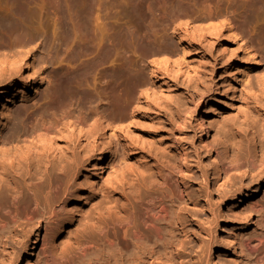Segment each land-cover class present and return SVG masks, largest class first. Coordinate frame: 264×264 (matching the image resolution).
<instances>
[{"label":"bare ground","instance_id":"6f19581e","mask_svg":"<svg viewBox=\"0 0 264 264\" xmlns=\"http://www.w3.org/2000/svg\"><path fill=\"white\" fill-rule=\"evenodd\" d=\"M92 1L11 0L13 16L19 19L25 16V8L41 12L46 5L55 9L58 18L53 21L51 40L45 37L42 41L34 36L18 37L16 43L20 48L15 52L13 51L15 48L10 44V46L0 45V118L6 120L4 124L9 121L10 110L15 104L33 101L34 97L40 94L43 80L50 76L44 75L43 72L47 65L50 67L57 65L54 68L57 67L56 70L58 73L61 72V75L58 73L59 76L52 75L54 78L51 79L52 87L50 85V93L48 92L44 103L38 108L33 107L32 110H28L26 105L18 108V116L15 117L10 132L6 136H0V154L3 156L0 161L2 177L0 252L14 245L17 239L24 238V259L29 260L30 249L37 243L36 236H33L37 235V232L31 234L29 226L35 227L42 222L45 224L44 229L52 235L58 233L59 239V243L55 245L51 244L49 236H44L42 256L45 258V264H186L187 261L184 263L179 260L188 254L187 242L184 238L185 205L183 206L184 203L181 201V199H190L189 187L183 176L182 162L186 156L182 152L176 155L175 151L179 149L177 144L161 145L160 150L173 153L172 160L179 159L178 164L175 161L170 164L166 153L153 155L150 151L153 149L150 143L151 132L143 128L151 118L148 114L151 111L157 114L158 110L164 108L173 111L178 118L183 112L180 111L178 104L172 105L169 102L168 96L166 97L169 100L160 91V94L156 92L158 77L156 74L172 72L171 76H185L180 66L188 60L193 39H204L210 50H222L223 57L228 63L224 71V95H221V86H215L214 94L222 96L220 102L212 107V120H216L220 111L230 107L226 100L229 99L227 93L234 91L239 70L242 71L244 79L248 80L252 69L259 66L260 58L263 59L264 54L257 53L260 50L256 51L253 47L255 42L253 44L251 40L244 39L237 32L242 29V23L236 25L226 16L219 19L218 15H205L197 19L193 27L185 23L183 29L177 31L176 40L180 48V59L171 61L170 58L162 57L160 54V57H155L151 61H142L145 62L150 75L144 82H139L137 76L135 92L125 105L126 94L122 89L124 78L121 64H116L119 62L114 61L121 54L119 43H113L112 55L115 59L101 60L99 66L103 65V69L95 68L96 72L86 65L88 67L79 74L76 68H72L74 66L68 64L70 57L67 51L73 48V44L82 47L91 43L87 35V24L82 20L84 17L81 20L72 17L76 14L74 8L79 4L80 7L81 5L84 7L85 4V8L90 11L93 7ZM232 1L241 9L239 10L242 11L241 17L245 16L243 14L250 16L249 13L254 7L261 9L264 6V0ZM64 10L70 12L69 14L72 15L70 16L74 19L72 28L61 17ZM96 18L98 19L97 15ZM256 23L258 24V21ZM261 28L264 33V23ZM15 31L16 28L12 32ZM72 32L79 35L77 40L71 41ZM101 38V41H105L103 37ZM258 42L257 40L256 43L259 44ZM99 46L97 47L100 48ZM37 47L43 52L44 58L40 57L43 61H29V57L31 58L35 53L32 51ZM239 51L243 53L244 62L247 63V66L242 68H240L241 60L237 56ZM108 55L106 60L112 57ZM260 55L262 57H259ZM109 62L110 65L107 66ZM86 63L90 64V62ZM140 71H143L141 66L137 67V72ZM10 79L14 80L12 85L8 84ZM98 86L99 88H96ZM250 92L256 110L259 104H264V74L252 84ZM136 94L137 98H135ZM200 99L201 97L196 99L191 97L190 100L196 121L194 131L198 133L202 148L209 151L212 147L208 132L211 119L209 113L201 112L198 107ZM136 100L137 119L133 112L131 114L130 112L122 114L120 110L119 113L111 112L112 109L118 110L123 106L130 110ZM143 117L146 118L145 121ZM169 117L172 118L171 115L167 118ZM260 122V124L255 122L251 125L246 124L243 127L237 126L236 129H239L236 132L228 138L220 139L222 148L216 151L221 157L224 173L231 175L232 178L237 177L240 170L257 162L263 166V174L257 180L255 189L249 192L245 188L240 198H233L238 204L246 203V198L253 199L263 190L264 121L260 120ZM134 123H137V177L132 169L122 170L117 186H111L107 193L108 199L104 210L84 227L75 230L70 238L69 229L64 222L67 204L74 196L76 203L83 199L81 194L74 192L76 175L80 174L90 160H93L94 167L101 171L106 156L102 152L104 148L119 152L123 161V156L132 152V143L123 141L121 136H129L130 127L135 125ZM247 131L250 133L248 139L245 136ZM107 132H109L108 136ZM230 141H235L236 144V151L233 154L228 153ZM133 148L135 149L136 146ZM144 152L148 156L149 154L151 157L155 156L154 164L146 161ZM231 197L227 199H232ZM250 208H258L257 202H251ZM28 244L32 247L29 248ZM246 246L249 250L257 251L254 264H264V235L248 239ZM203 252L205 255L209 250ZM201 256L203 258L202 254L197 255L198 263L193 261L192 263L202 264Z\"/></svg>","mask_w":264,"mask_h":264},{"label":"rangeland","instance_id":"374dc122","mask_svg":"<svg viewBox=\"0 0 264 264\" xmlns=\"http://www.w3.org/2000/svg\"><path fill=\"white\" fill-rule=\"evenodd\" d=\"M231 1L93 0V4H91L93 7L90 8L92 12L85 8V4L84 7L83 5L80 7L79 4L77 7L80 10L77 7L74 8L76 9L75 16L64 10L61 13L63 14L61 17L68 22L70 28L73 27V18L76 19L78 17L81 20L84 17L82 20L87 24V35L91 43L82 47H80L81 45L73 44V48L67 51L70 57V63L68 64L74 66L72 68H76L79 74L88 66L90 70L96 72V69H103V65L99 66L101 60L113 61L115 59V56L112 55L114 51L113 43H119L121 54L114 61L119 62L116 64H121V73L124 78L122 89L123 93L127 95H124L126 103L135 92L137 76L139 82H144L146 79L148 80L147 77L150 75L145 62L142 61H151L155 57H160V54L162 57L170 58L171 61L180 59V48L176 40L177 31L183 29L185 23L187 26L193 27L197 19L208 14L218 15L219 19L226 16L236 25L242 23V29L237 30V32L244 39L251 40L250 42L253 44L255 42L253 47L256 51L260 50L257 53L263 55L264 33L261 27H263L264 23V6L261 9L254 7L251 10L252 13H249V15L251 14L250 16L243 14L246 17L242 16V18V11L240 12L239 10L241 9L236 6L238 4ZM11 4V0H0V45L10 44L12 48H15L13 49L15 52L17 48L18 50L20 48L16 43L19 40L18 37L34 36L40 41L44 37L47 40L52 39L53 21L58 18V14L52 6L46 5L41 12L25 8V16L19 19L13 16V5ZM79 13H81L80 16ZM88 14L90 15L86 16ZM95 18L102 24L95 21ZM257 21L259 25L256 23ZM95 22L101 25L99 26ZM254 23H256L255 27ZM15 28L16 31L12 32ZM102 30L104 31L101 32ZM101 37L105 41H101ZM70 38L71 41L77 40L79 35L72 32ZM257 40L259 44L256 43ZM103 42L105 43L103 44ZM97 44L100 45V48L97 47ZM38 48L40 49V47H37L32 51L35 53H33L31 58L29 57V61L38 62L40 57L44 58L43 52ZM190 48V53L187 56L188 60L180 66L181 70L185 72V76H171L172 72L170 74L169 72L168 74H165V72L156 74L158 75L156 92L160 94V91L164 97L168 96L170 100L168 97L166 98L172 105L178 104L179 108H181L180 111H183V114L180 113L179 116H182L178 118L173 111L161 108V110L157 111V114L154 111L148 113L151 118L147 120L148 123L146 122V129L145 126L143 127L145 131L151 132L150 143L153 149H150V151L153 155L159 156V154L166 153L170 164L174 163V161L178 164L179 159L172 160V157H174L173 153L160 150L161 145L171 146L177 144L179 149L175 151L176 155L182 152L186 156L182 162L183 176H185L189 187L190 199H181V201L184 203L183 206L185 205L183 218L186 235L184 238L187 242L186 253L188 254L179 260L184 261V263L187 261L186 264H193L192 261L198 263L199 257L197 258V255L202 254L203 258L202 256L201 258L203 260L200 259L202 264H254V256L257 251L249 250L246 246V241L264 235V184L262 193L253 199L246 198V203L238 204V201H234L233 198H240L241 192L245 188L249 192L255 189L257 180L263 174V166H260L257 162L248 168L240 170L238 176L232 178L231 175L224 173L221 157L217 155L216 151L222 148L220 139L228 138L232 133L236 132L239 129H236L237 126L243 127L254 122L255 124H260V120L264 121V104L258 105L257 112L250 92L252 84L264 74V58H260L261 63L258 67L252 69L248 80L244 79L242 71L239 70L237 74L238 82L234 86V91L227 93L229 99L226 100H228L230 107L220 111L219 117L216 120H212V107L216 106L222 99V96L214 94L215 86H221V95H224V71L228 61L223 57L222 50L208 49L206 42L202 38L193 39ZM107 55L112 56V59L106 60ZM237 56L241 60L240 68L247 66V63L244 62L243 53L239 51ZM259 57L262 56L260 55ZM42 58L40 61H43ZM86 62H90V64ZM106 65H110V62ZM140 66L143 71L137 72V67ZM47 67L43 69V72L44 75L48 74L50 76L43 80L40 94L35 96L33 101L28 100L15 104L10 110L11 116L6 125L4 124L6 120L0 118V136H6L10 132L13 122H15V117L18 116V108L26 105L28 110H32L33 107L38 108L44 103L45 97L50 93V85L52 87L51 79H54L52 75H61V72L58 73V70H56L57 67L54 68L52 65L51 67L47 65ZM13 83V79L8 82L11 85ZM96 88H99V86ZM191 97L195 99L201 97L198 107L201 112L210 114L211 121L209 120L208 132L212 147L209 151L202 148L198 133L194 131L196 121L193 113L194 107L190 102ZM135 98H137V94ZM167 99L165 101H168ZM131 107L129 110L128 107L123 106L118 110L112 109L111 112L119 113V110L122 114H124L123 112H130V114L133 112L132 114L137 119V100ZM170 115L172 118H167ZM142 119L146 120L144 117ZM134 124L130 127L131 134L129 136H121L123 141L129 144L132 143V148L136 146L135 149L131 148V153L123 156V161H121L122 155L119 152L114 151V149L109 151V149L104 148L102 152L106 156L103 160L101 171L94 167L93 160H90V162L88 160L89 163H86L80 174L76 175L74 192L75 194H81L83 199L76 203L74 202V196L72 201L67 204L64 222L66 223V228L69 229L70 238L75 230L84 227L91 219L104 210L108 199L107 193L111 186H117L120 175L124 170H134L137 177V123ZM263 131L264 129L262 130L264 136ZM246 133V139L250 138L248 137L250 136L248 135L249 132L247 131ZM108 134L109 132L106 133L107 136ZM228 145V153L233 154L236 151L235 141H230ZM148 148L149 146H147ZM143 155L148 159L146 161H150L149 164H154L155 156L151 157L149 154L150 158L146 152ZM2 157L0 154V161ZM1 181L2 177L0 176V183ZM230 197L232 199H227ZM253 201L257 202L258 208H250V204ZM44 225L41 222L35 227L29 226L31 234L37 232V235H33L34 237L36 236L35 240L37 243H35V247L31 248L32 245L28 244L29 248H31V258L29 260L24 259L23 254L25 240L24 238H19L14 245H10V247L3 249V252H0V264H45V258L42 256L43 239L49 236L51 244L55 245L59 243V239L58 233L52 235L44 229ZM36 228H38V231H36ZM207 249L209 253L204 255L203 251ZM258 250L261 249L258 248Z\"/></svg>","mask_w":264,"mask_h":264}]
</instances>
